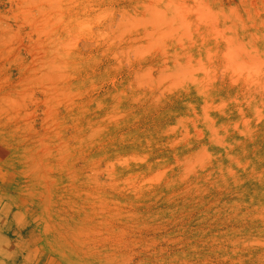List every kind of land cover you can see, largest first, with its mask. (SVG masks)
<instances>
[{"label": "rangeland", "instance_id": "374dc122", "mask_svg": "<svg viewBox=\"0 0 264 264\" xmlns=\"http://www.w3.org/2000/svg\"><path fill=\"white\" fill-rule=\"evenodd\" d=\"M0 264H264V0H0Z\"/></svg>", "mask_w": 264, "mask_h": 264}]
</instances>
